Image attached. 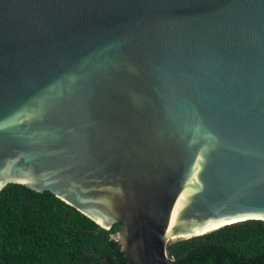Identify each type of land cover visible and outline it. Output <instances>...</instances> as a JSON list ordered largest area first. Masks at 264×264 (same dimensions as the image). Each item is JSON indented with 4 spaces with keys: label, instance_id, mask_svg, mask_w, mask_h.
<instances>
[{
    "label": "water",
    "instance_id": "water-1",
    "mask_svg": "<svg viewBox=\"0 0 264 264\" xmlns=\"http://www.w3.org/2000/svg\"><path fill=\"white\" fill-rule=\"evenodd\" d=\"M49 191L130 264L264 220V0H0V190Z\"/></svg>",
    "mask_w": 264,
    "mask_h": 264
},
{
    "label": "trees",
    "instance_id": "trees-1",
    "mask_svg": "<svg viewBox=\"0 0 264 264\" xmlns=\"http://www.w3.org/2000/svg\"><path fill=\"white\" fill-rule=\"evenodd\" d=\"M105 229L49 191L0 190V264H130ZM173 264H264V220L247 219L167 245Z\"/></svg>",
    "mask_w": 264,
    "mask_h": 264
},
{
    "label": "rangeland",
    "instance_id": "rangeland-1",
    "mask_svg": "<svg viewBox=\"0 0 264 264\" xmlns=\"http://www.w3.org/2000/svg\"><path fill=\"white\" fill-rule=\"evenodd\" d=\"M171 242H173V241H170L169 243H171Z\"/></svg>",
    "mask_w": 264,
    "mask_h": 264
}]
</instances>
